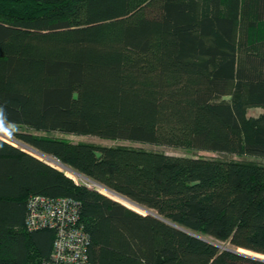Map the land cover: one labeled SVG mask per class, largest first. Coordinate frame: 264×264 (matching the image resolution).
I'll return each instance as SVG.
<instances>
[{
  "label": "trees",
  "instance_id": "trees-1",
  "mask_svg": "<svg viewBox=\"0 0 264 264\" xmlns=\"http://www.w3.org/2000/svg\"><path fill=\"white\" fill-rule=\"evenodd\" d=\"M0 123L146 209L0 138V264L49 258L38 193L79 203L91 264H264L235 251L264 255L263 163L34 133L264 158V0H0Z\"/></svg>",
  "mask_w": 264,
  "mask_h": 264
},
{
  "label": "built area",
  "instance_id": "built-area-1",
  "mask_svg": "<svg viewBox=\"0 0 264 264\" xmlns=\"http://www.w3.org/2000/svg\"><path fill=\"white\" fill-rule=\"evenodd\" d=\"M0 138L16 145V139L11 138L2 131H0ZM38 157L48 162L49 155ZM78 177L82 180L81 183L87 186H89V183H93L95 185L94 188L98 190L97 185L99 184L84 176L78 175ZM109 191L119 195L112 190ZM26 205L27 212L23 221V226L26 230L32 231L47 228L54 232L50 256L48 259L41 260L39 264H91L87 251L88 234L79 223L78 212L80 205L76 200L64 196L49 197L38 193L31 194L27 198Z\"/></svg>",
  "mask_w": 264,
  "mask_h": 264
},
{
  "label": "rangeland",
  "instance_id": "rangeland-1",
  "mask_svg": "<svg viewBox=\"0 0 264 264\" xmlns=\"http://www.w3.org/2000/svg\"><path fill=\"white\" fill-rule=\"evenodd\" d=\"M259 110H260L259 108H248L247 109V114L256 115V114H258ZM23 130H25V128L22 127V126L0 123V131H2L3 133L7 134L11 138L16 139V146H18L20 148H23L24 151H26L28 153H32L31 152L32 150H30L29 148H27V147H25L23 145V141L22 140L15 138V135H14L15 132L23 131ZM34 133L47 135V136H50V135H52V136H61V137L69 139L72 142H89V143H93V144L108 145V146H110V145H128V146L140 147V148H145V149H150V150L162 151V152L171 153V154H184V155L205 156V157H219V158L233 159V160H252V161L264 164V158L257 157V156H251V155L218 154V153L211 152V151H206V150H194V149H185V148H180V147L165 146V145H158V144L130 142V141H127V140L107 139V138H102V137H99V136L87 135V134H64V133L52 132V131L51 132L38 131V132H34ZM32 154L36 155L34 153H32ZM53 159H55V158H53ZM47 161L49 163H51L52 165L58 167L59 169L63 170L68 175H71V173H70L71 169H69L70 168L69 166L65 165L63 167V166H60L57 163H54V162H52L50 160H47ZM74 179L77 182H79V183L82 182L80 177L77 178V175H76V178H74ZM89 186L90 187H95V185H93V183H89ZM97 188L99 190H105L104 192L106 194L112 196V198H115L116 200H118L121 203L127 205L128 207H131L132 209H135V210H137V211H139L141 213L146 212L144 209H142V207L136 206L135 204H133L131 202L129 203L125 198H123L120 195H117L115 193H112L111 191L105 189L102 186L97 185ZM203 238L213 242L214 244H216L220 248H232V249H234L228 243L214 240L213 238L208 237V236H203ZM235 251H240V252H243V253H246V254H249V255H253V256L264 258V255H262V254H258V253H254V252H250V251H245V250H242L240 248H235Z\"/></svg>",
  "mask_w": 264,
  "mask_h": 264
},
{
  "label": "water",
  "instance_id": "water-1",
  "mask_svg": "<svg viewBox=\"0 0 264 264\" xmlns=\"http://www.w3.org/2000/svg\"><path fill=\"white\" fill-rule=\"evenodd\" d=\"M23 145L25 146V147H27V148H29L30 150H32L31 152L32 153H34V154H36V155H39V156H41V157H45V156H48V155H46V154H44V153H42V152H40V151H38L37 149H35V148H33V147H31V146H29V145H27V144H24L23 143ZM18 147V146H17ZM20 148V147H19ZM20 149H22V150H24L23 148H20ZM48 163V162H47ZM50 164V163H49ZM52 165V164H51ZM53 166V165H52ZM54 167V166H53ZM56 168V167H55ZM58 169V168H57ZM59 170H61V169H59ZM74 171V170H73ZM74 173H76L77 175H80V176H83L82 174H80V173H78V172H76V171H74ZM66 174V173H65ZM88 179V178H87ZM94 183H96V182H94ZM96 184H98V183H96ZM100 185V184H99ZM100 192V191H99ZM120 195V194H119ZM128 199V198H127ZM129 201H131V200H129ZM133 204H135L136 206H139V207H142V206H140V205H138V204H136L135 202H133V201H131ZM129 208V207H128ZM142 209H144L145 211H146V209L144 208V207H142ZM177 228H180V229H183V228H181V227H179V226H176ZM184 230V229H183ZM194 236H197L198 238H201V239H204V238H202V237H200V236H198V235H195L194 234ZM236 252H238V253H242V254H244V255H248V256H251V257H255V258H257V259H262V260H264V258H262V257H257V256H253V255H249V254H246V253H243V252H240V251H236Z\"/></svg>",
  "mask_w": 264,
  "mask_h": 264
},
{
  "label": "crops",
  "instance_id": "crops-1",
  "mask_svg": "<svg viewBox=\"0 0 264 264\" xmlns=\"http://www.w3.org/2000/svg\"><path fill=\"white\" fill-rule=\"evenodd\" d=\"M1 139H3V138H1ZM3 140L6 141L7 143L13 145V146H16V145L12 144L11 142H9V141H7V140H5V139H3ZM25 152H26V151H25ZM27 153H28V152H27ZM29 154L33 155L32 153H29ZM33 156L37 157L36 155H33ZM37 158H39V157H37ZM8 208H10V209H14V204L9 203V204H8ZM13 216H14L13 214H11L9 211H7V217H8L9 220H14V219H13ZM15 218H16V214H15ZM14 228H16V227H14Z\"/></svg>",
  "mask_w": 264,
  "mask_h": 264
},
{
  "label": "bare ground",
  "instance_id": "bare-ground-1",
  "mask_svg": "<svg viewBox=\"0 0 264 264\" xmlns=\"http://www.w3.org/2000/svg\"><path fill=\"white\" fill-rule=\"evenodd\" d=\"M48 160H50V161H52V162H54V163H57L58 165H60V166H65L64 164H62V163H59L58 161H55V160H53L52 158H48ZM69 169H71V168H69ZM70 173H71V175H72V177L73 178H76V174L74 173V171L71 169L70 170ZM100 186V185H99ZM101 191H105V190H101ZM121 196V195H120ZM121 197H123V196H121ZM123 198H125L129 203L131 202V201H129L126 197H123ZM132 203V202H131Z\"/></svg>",
  "mask_w": 264,
  "mask_h": 264
}]
</instances>
